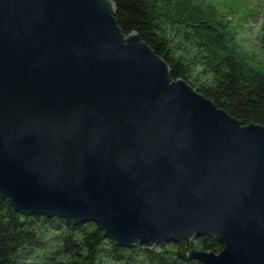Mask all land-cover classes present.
Here are the masks:
<instances>
[{
	"label": "water",
	"instance_id": "1",
	"mask_svg": "<svg viewBox=\"0 0 264 264\" xmlns=\"http://www.w3.org/2000/svg\"><path fill=\"white\" fill-rule=\"evenodd\" d=\"M112 0H0V195L121 245L210 234L203 264H264V125L185 78Z\"/></svg>",
	"mask_w": 264,
	"mask_h": 264
},
{
	"label": "trees",
	"instance_id": "2",
	"mask_svg": "<svg viewBox=\"0 0 264 264\" xmlns=\"http://www.w3.org/2000/svg\"><path fill=\"white\" fill-rule=\"evenodd\" d=\"M112 1L122 31L138 32L167 60L173 79L185 78L243 124L264 125V0ZM170 23L193 30L187 39L210 74L202 83L190 77L195 60L177 53ZM222 248L210 234L158 248L121 245L95 221L22 212L0 195V264H203L188 252Z\"/></svg>",
	"mask_w": 264,
	"mask_h": 264
},
{
	"label": "rangeland",
	"instance_id": "3",
	"mask_svg": "<svg viewBox=\"0 0 264 264\" xmlns=\"http://www.w3.org/2000/svg\"><path fill=\"white\" fill-rule=\"evenodd\" d=\"M247 3H251V0H247ZM258 2V0H253ZM247 4H245L246 6ZM171 26V31L173 32V38L178 44L176 46V51L177 53L183 54V55H188L189 59L191 61L195 60L192 62V70L190 72V77L192 79L196 80L197 82L202 83L203 81L207 80L210 76V74L205 73L206 65H204L203 61L200 57V54L196 51V47L191 45L190 39H187V35L191 33H187L186 30H189L190 32H193L192 29H179L175 23H170L169 27ZM193 36V35H191Z\"/></svg>",
	"mask_w": 264,
	"mask_h": 264
}]
</instances>
